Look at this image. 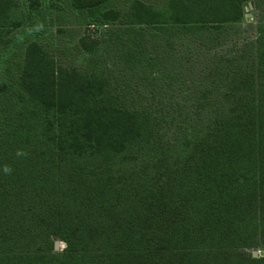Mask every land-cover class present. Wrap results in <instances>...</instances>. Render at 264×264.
Segmentation results:
<instances>
[{"label": "trees", "instance_id": "obj_1", "mask_svg": "<svg viewBox=\"0 0 264 264\" xmlns=\"http://www.w3.org/2000/svg\"><path fill=\"white\" fill-rule=\"evenodd\" d=\"M113 1L66 0L85 26L78 69L21 29L61 6L23 0L17 19L0 0V264H264V29L202 53L196 124L128 91L178 65L159 46L216 44L255 3ZM112 34L117 59L87 70Z\"/></svg>", "mask_w": 264, "mask_h": 264}, {"label": "rangeland", "instance_id": "obj_2", "mask_svg": "<svg viewBox=\"0 0 264 264\" xmlns=\"http://www.w3.org/2000/svg\"><path fill=\"white\" fill-rule=\"evenodd\" d=\"M42 3L44 0H40ZM62 10L56 8L49 9L48 16L35 17L31 21L26 19L27 27L23 26L21 29L31 31L32 35L38 36V39L46 51L56 62L65 67H76L78 69H85L86 63H82V56L79 54V48L76 42L79 36L83 33L85 26L82 21L70 10L66 4V0H53ZM129 0H114L111 4L117 9H125ZM146 4L154 7L155 9H162L168 0H142ZM255 3L253 8H245L244 13L248 15L238 25V28L227 29L226 35L222 36L216 44H207L206 37H196L192 40L203 41L204 45L197 51L198 44H192L190 41L184 39L180 40L173 38L157 48V54L161 56H170V59L178 62L177 66H169L162 69L157 75L155 82L150 80L149 83L141 81L140 78L130 80L129 92L138 98L139 101H147L154 107H168L169 110L184 109L186 113L191 116L195 124L200 122V117L195 115L197 107L201 102L200 94L205 91L203 68L204 56L202 53L207 52L209 49L213 51H224L229 49H239L245 44L254 42L258 31L264 29V0H252ZM23 0H19V8L15 13L17 19H22L23 9L25 6L22 4ZM33 21V23H31ZM35 23V24H34ZM20 29V30H21ZM36 29V30H34ZM18 31V30H16ZM224 35V34H223ZM34 37V36H33ZM118 37L112 34L105 38L103 49L97 56V60L87 64V70H95L100 61L108 59L109 61L117 59V48L121 44L120 41H115ZM149 42L150 48L154 44ZM217 45V46H216ZM122 47V44H121ZM169 47V48H168ZM202 51V52H201ZM117 74V73H115ZM125 75V74H124ZM126 76V75H125ZM114 78H119L113 76ZM140 99V98H138ZM199 110L200 116L205 117L212 114V110L207 109ZM206 118V117H205ZM207 119V118H206ZM65 243L58 241L57 251H63ZM250 251V250H249ZM256 251L257 257H264V248L258 247L252 249Z\"/></svg>", "mask_w": 264, "mask_h": 264}, {"label": "water", "instance_id": "obj_3", "mask_svg": "<svg viewBox=\"0 0 264 264\" xmlns=\"http://www.w3.org/2000/svg\"><path fill=\"white\" fill-rule=\"evenodd\" d=\"M249 8L251 9L252 8V5L249 3ZM248 17V15H245V18H247ZM57 248H58V242H55L54 243V249L55 250H57ZM252 255L254 256V257H257V253H256V251H253L252 252Z\"/></svg>", "mask_w": 264, "mask_h": 264}]
</instances>
